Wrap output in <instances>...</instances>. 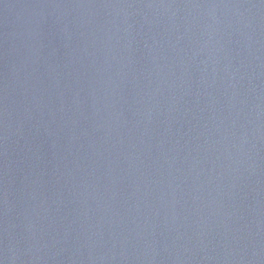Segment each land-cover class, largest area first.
<instances>
[{"label":"water","instance_id":"1","mask_svg":"<svg viewBox=\"0 0 264 264\" xmlns=\"http://www.w3.org/2000/svg\"><path fill=\"white\" fill-rule=\"evenodd\" d=\"M0 264H264V0H0Z\"/></svg>","mask_w":264,"mask_h":264}]
</instances>
